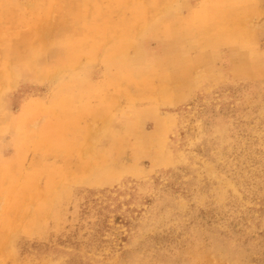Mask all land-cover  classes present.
<instances>
[{"label": "rangeland", "instance_id": "374dc122", "mask_svg": "<svg viewBox=\"0 0 264 264\" xmlns=\"http://www.w3.org/2000/svg\"><path fill=\"white\" fill-rule=\"evenodd\" d=\"M65 1L0 0V264H264V0Z\"/></svg>", "mask_w": 264, "mask_h": 264}, {"label": "bare ground", "instance_id": "6f19581e", "mask_svg": "<svg viewBox=\"0 0 264 264\" xmlns=\"http://www.w3.org/2000/svg\"><path fill=\"white\" fill-rule=\"evenodd\" d=\"M56 1H58V0H56ZM67 2H75V0H66ZM65 1V2H66ZM62 2V1H61ZM93 2V1H92ZM100 2V1H99ZM102 2V1H101ZM100 2V3H101ZM138 2L139 3H141V2H159V0H138ZM57 3V2H56ZM93 4V3H92ZM64 5V4H63ZM96 5V4H95ZM227 5V4H226ZM94 6V5H93ZM99 6H100V4H99ZM99 8V7H98ZM103 8H104V6H103ZM151 9H152V7H151ZM103 11V10H102ZM64 12V11H63ZM95 12H98V14H102V13H104V12H101V10H99V9H97V11H95ZM82 24V23H81ZM84 26V25H83ZM107 31H109V32H111V27H108L107 28ZM106 33V32H105ZM107 34V33H106ZM93 37V36H92ZM85 38V37H84ZM95 38V37H94ZM108 38H109V36H108ZM111 39V38H110ZM89 48V47H88ZM87 51V50H86ZM71 57V56H70ZM69 61H71V59H69ZM69 61H67V62H69ZM73 61H71L70 63H72Z\"/></svg>", "mask_w": 264, "mask_h": 264}]
</instances>
